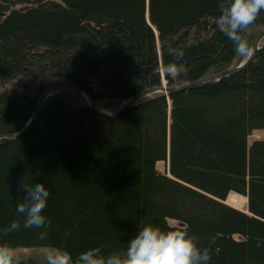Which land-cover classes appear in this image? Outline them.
Instances as JSON below:
<instances>
[{
    "label": "trees",
    "instance_id": "obj_1",
    "mask_svg": "<svg viewBox=\"0 0 264 264\" xmlns=\"http://www.w3.org/2000/svg\"><path fill=\"white\" fill-rule=\"evenodd\" d=\"M218 15L219 0H0V136L19 132L60 82L115 112L150 87L237 66L247 56L218 30ZM262 28L264 10L243 33L250 49ZM171 48L184 51L182 75L166 71ZM162 161L169 174L156 168ZM22 181L50 192L46 239L16 211ZM232 192L248 212L225 203ZM13 220L20 229L4 235ZM148 224L186 231L209 264H264V40L241 71L144 97L116 117L63 88L23 134L0 140V244L123 255Z\"/></svg>",
    "mask_w": 264,
    "mask_h": 264
},
{
    "label": "clouds",
    "instance_id": "obj_2",
    "mask_svg": "<svg viewBox=\"0 0 264 264\" xmlns=\"http://www.w3.org/2000/svg\"><path fill=\"white\" fill-rule=\"evenodd\" d=\"M264 10V0H219V15L216 18L218 30L233 44L236 53L242 57L251 55V49L243 33H246ZM173 59L166 71L182 75L186 68L182 63L184 51L169 49ZM20 199L17 213L23 218L25 229H43L40 239H46L51 221L46 218L50 192L42 182H21L18 188ZM21 224L13 220L3 234L18 231ZM207 249L198 247L194 237L179 229L162 230L151 224L139 227L138 233L130 239L123 255L105 253L102 246L89 247L73 256L68 250L54 249L47 252L46 264H209ZM0 264H19L14 251L6 244H0Z\"/></svg>",
    "mask_w": 264,
    "mask_h": 264
},
{
    "label": "water",
    "instance_id": "obj_3",
    "mask_svg": "<svg viewBox=\"0 0 264 264\" xmlns=\"http://www.w3.org/2000/svg\"><path fill=\"white\" fill-rule=\"evenodd\" d=\"M263 40H264V28H262L261 32L259 33L258 37L256 38V40H255V42L251 48V55H249L239 65L230 67V68L224 70L223 72H220L219 74H216V75H213V76H210L207 78H202L200 80H197V81H194L191 83H187L185 85L168 87L164 84L161 86L150 87V88L140 92L139 94L133 96L132 98H130L125 103H123L122 106L116 112H107V111L101 110L100 108H98V106L95 105L90 94L87 91H85L84 89L72 84L71 82H60V83L54 84L51 87H49L41 95V97L38 99V101L35 105V108H34L32 118L29 120V122L19 132H16V133H13L10 135H1L0 140H2V139L14 140L17 137H19L21 134H23L35 122L36 117H37V115L41 109V106L46 101V99L49 96H52L54 93L59 92L63 88L73 89L78 95L82 96L85 99V101L88 103L87 106L91 107L93 110L99 112L100 114L107 116V117H116L122 111L131 107L134 103H136L138 100H140L144 97H147V96H150V95H153L156 93L170 95L174 92H178V91H181L184 89H192V88H196V87H200V86H204V85L213 84V83L221 80L224 77L233 75L236 72L241 71L242 69L247 67L251 62L254 61L256 54H257L258 50L260 49ZM231 194H235V193L232 192Z\"/></svg>",
    "mask_w": 264,
    "mask_h": 264
},
{
    "label": "rangeland",
    "instance_id": "obj_4",
    "mask_svg": "<svg viewBox=\"0 0 264 264\" xmlns=\"http://www.w3.org/2000/svg\"><path fill=\"white\" fill-rule=\"evenodd\" d=\"M248 57V56H247ZM246 57V58H247ZM245 58V59H246ZM244 59V60H245ZM243 60V61H244ZM242 61V62H243ZM239 65V64H238ZM50 97V96H49ZM48 97V98H49ZM82 97V96H81ZM47 98V99H48ZM46 99V100H47ZM85 105H88V103L85 101V99L82 97ZM43 105V104H42ZM112 110H115V108H113ZM261 132L257 131V132H253L252 135L249 136V139H248V143H252L255 139H259L261 137ZM156 168L158 169L159 172L161 173H167L169 174L168 172V169H167V164L166 162H158L156 164ZM231 195V194H230ZM228 196V198L226 199L225 203H227L228 205L236 208V209H239L241 211H245V212H248L247 211V199L245 196H241L238 194V196H240V198L238 197L237 199V202L238 204H234V201L232 200L231 196L234 197L233 195L231 196ZM232 204V205H231ZM170 225L172 226H180V223H178L177 221L173 220V221H170L169 222ZM38 250V251H37ZM14 251V255L17 257V258H27V257H35L36 259H38V261L41 263V264H46V261H45V256L47 254V252L51 251V249H43V248H35V249H32V248H14L13 249ZM28 253V254H27ZM30 254V255H29ZM24 255V256H23Z\"/></svg>",
    "mask_w": 264,
    "mask_h": 264
},
{
    "label": "bare ground",
    "instance_id": "obj_5",
    "mask_svg": "<svg viewBox=\"0 0 264 264\" xmlns=\"http://www.w3.org/2000/svg\"><path fill=\"white\" fill-rule=\"evenodd\" d=\"M252 132V131H251ZM231 195H233L234 197H232ZM230 196H231V198H232V200L234 201V204H238V202H237V199H238V197L240 198V196H238V194H231ZM237 198V199H236ZM247 199V198H246ZM232 205V204H231ZM37 247V246H36ZM15 248V247H14ZM38 251V250H37ZM28 254V253H27ZM30 255V254H29ZM24 256V255H23ZM16 257V256H15ZM32 258V257H31Z\"/></svg>",
    "mask_w": 264,
    "mask_h": 264
}]
</instances>
